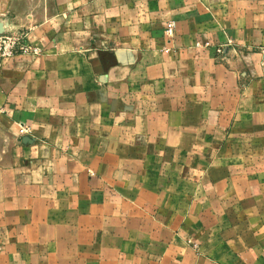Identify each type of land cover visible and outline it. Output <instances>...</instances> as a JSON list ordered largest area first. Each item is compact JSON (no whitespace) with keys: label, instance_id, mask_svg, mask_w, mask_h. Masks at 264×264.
Returning <instances> with one entry per match:
<instances>
[{"label":"crops","instance_id":"1","mask_svg":"<svg viewBox=\"0 0 264 264\" xmlns=\"http://www.w3.org/2000/svg\"><path fill=\"white\" fill-rule=\"evenodd\" d=\"M9 26L43 54L0 71V264H264V0H0Z\"/></svg>","mask_w":264,"mask_h":264},{"label":"built area","instance_id":"2","mask_svg":"<svg viewBox=\"0 0 264 264\" xmlns=\"http://www.w3.org/2000/svg\"><path fill=\"white\" fill-rule=\"evenodd\" d=\"M165 33L167 37L174 38L176 34V23L170 22L167 24ZM29 35L25 32H18L9 26L6 31L0 33V71L3 69L5 63L13 58L25 55L40 56L43 54L41 48L29 43ZM197 48H210L211 42L197 43ZM222 49H218V53L222 54ZM30 128L23 127L20 134L28 135Z\"/></svg>","mask_w":264,"mask_h":264}]
</instances>
